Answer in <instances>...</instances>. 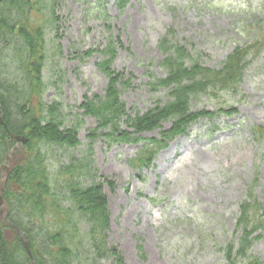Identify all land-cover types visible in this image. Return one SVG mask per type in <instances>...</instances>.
I'll list each match as a JSON object with an SVG mask.
<instances>
[{
    "label": "rangeland",
    "instance_id": "rangeland-1",
    "mask_svg": "<svg viewBox=\"0 0 264 264\" xmlns=\"http://www.w3.org/2000/svg\"><path fill=\"white\" fill-rule=\"evenodd\" d=\"M55 11L57 29L46 35L43 101L62 103L66 125L79 119L81 144L70 151L52 147V168L90 146L88 133L97 121L81 105L105 94L108 79L97 62L106 31L122 44L112 67L131 80L121 87V100L128 114H143L169 99L168 89L152 91L147 84L166 75L159 43L169 29L205 65L218 68L236 46L253 40L264 0H128L122 6L116 0H58ZM9 62L8 76L21 79ZM191 109L218 115L170 141L151 168L136 171L129 164L145 141L111 145L99 136L88 150L84 184H102L110 210L108 240L120 251L121 264H232L222 248L238 236L239 204L255 179V196L264 204V133L256 141L251 132L254 126L264 132V49L250 58L237 91L203 96ZM171 126L164 121L141 137L159 138ZM252 253L264 261V232Z\"/></svg>",
    "mask_w": 264,
    "mask_h": 264
},
{
    "label": "trees",
    "instance_id": "trees-1",
    "mask_svg": "<svg viewBox=\"0 0 264 264\" xmlns=\"http://www.w3.org/2000/svg\"><path fill=\"white\" fill-rule=\"evenodd\" d=\"M127 1L116 0L119 6ZM57 2L0 0V55H4L0 57V115L11 131L28 138L14 155L4 182L8 219L0 216V264H103L107 259L121 264L120 251L108 240L110 210L102 184H84L90 176L88 150L93 140L102 136L111 145L145 141L129 164L136 171L151 168L157 154L170 141L187 134L193 123L213 120L217 112H225L223 108L217 112L194 111L191 103L203 96L239 89L250 58L264 49V18L257 23L253 40L236 46L218 68L205 65L200 55L178 42L169 29L159 43L164 54L160 66L166 75L147 83L152 91L168 89L169 99L164 103L158 100L147 112L135 115L128 114L121 100L122 88L130 86L131 80L112 67L122 44L106 31L97 62L98 70L108 79L105 94L88 97L81 105L83 114L97 121L88 133L90 146L81 156L70 155L52 168V147L70 151L81 144L79 119L66 125L62 103L43 101L48 87L43 79L48 57L46 35L57 29ZM8 60L10 66L18 68L21 79L8 76L4 70ZM168 120L172 126L159 138L141 137L144 132L160 129ZM251 132L256 141L264 133L261 126L252 127ZM16 143L0 121V174L6 155ZM256 185L257 179L248 185L239 204L238 236L222 248L232 264H264L252 253L253 244L264 232V204L255 196ZM24 239L29 241L32 255Z\"/></svg>",
    "mask_w": 264,
    "mask_h": 264
},
{
    "label": "water",
    "instance_id": "water-1",
    "mask_svg": "<svg viewBox=\"0 0 264 264\" xmlns=\"http://www.w3.org/2000/svg\"><path fill=\"white\" fill-rule=\"evenodd\" d=\"M0 121L6 127V130L8 131L9 135L17 141L16 147L14 149H12L8 153V155L6 156L4 164H3V170H2V173L0 174V215L3 216L4 218L8 219L7 206L5 204V200L3 198V193H2L3 188H4V182H5L7 173L9 171L10 162L12 160V157L20 150L21 146H23L27 143L28 138L25 135H18L16 133H14L13 131H11L8 128L7 124L4 122L3 114L0 115ZM19 232L22 234L21 230H19ZM24 242H25V246H26L27 251L29 252V254H31L29 241L27 239H24Z\"/></svg>",
    "mask_w": 264,
    "mask_h": 264
},
{
    "label": "bare ground",
    "instance_id": "bare-ground-1",
    "mask_svg": "<svg viewBox=\"0 0 264 264\" xmlns=\"http://www.w3.org/2000/svg\"><path fill=\"white\" fill-rule=\"evenodd\" d=\"M19 230H21V229H18V232H19ZM22 231V230H21ZM20 233V232H19ZM21 234V233H20ZM21 235H24V232L22 231V234Z\"/></svg>",
    "mask_w": 264,
    "mask_h": 264
}]
</instances>
